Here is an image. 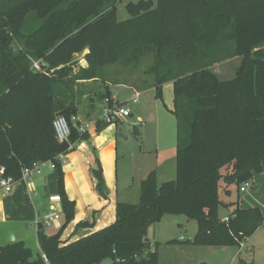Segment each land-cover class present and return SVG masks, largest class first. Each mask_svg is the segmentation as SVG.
<instances>
[{"label": "trees", "instance_id": "1", "mask_svg": "<svg viewBox=\"0 0 264 264\" xmlns=\"http://www.w3.org/2000/svg\"><path fill=\"white\" fill-rule=\"evenodd\" d=\"M116 7L117 0H0V179L19 181L25 167L54 164L64 216L55 234L38 232L41 252L8 243L0 246V264H162L148 234L166 215L196 221L193 243L213 247L239 248L264 226L259 208L219 216L221 192L264 173V0H140L126 5L130 17L122 21ZM85 51L86 67L76 58ZM225 51L242 58L230 80L212 70ZM147 56L154 63L134 85L155 88L159 99L164 84L173 85L176 178L159 183L152 172L138 204L118 202L112 224L63 241L75 203L58 157L89 135L73 129L61 144L53 122L79 115L81 103L71 102L75 84H118L107 80L106 67L135 70ZM38 60L42 72L32 70ZM96 96L113 102L108 87ZM104 126L99 122L98 131ZM90 175L108 199L99 158ZM89 227L84 221L76 228Z\"/></svg>", "mask_w": 264, "mask_h": 264}, {"label": "crops", "instance_id": "2", "mask_svg": "<svg viewBox=\"0 0 264 264\" xmlns=\"http://www.w3.org/2000/svg\"><path fill=\"white\" fill-rule=\"evenodd\" d=\"M87 53V51L84 52V57ZM81 65L86 67V61L84 65ZM95 82L98 81H84L75 84V96L74 99H71V102L82 104L79 106V115L87 121L99 119L100 117L94 119L95 112L97 110L102 112L105 105V101L94 102L92 100L94 98L90 99V104L88 105L83 103L84 98H91L90 94L96 96L101 92L90 91L92 92L90 94L81 92L85 84H96ZM103 85L104 84H102V86ZM104 86L108 87V89L112 86H124L132 89L134 91V96L131 101L135 104L139 98H142L143 93L147 91H152L154 94L156 93L153 87H137L128 81H119L118 84L106 82ZM110 96L113 102L119 105L126 104L128 106V103L121 102L118 96L112 94L111 91ZM169 113L172 114L170 111ZM131 116L132 112L130 117ZM140 121V116L131 119L133 124H137ZM172 123L175 129L173 135L170 136L171 141L169 140V142H164L166 136L164 135L161 137L159 134L160 137L151 145L146 139V135L144 134L143 136L145 147L144 150H139V154L141 159L144 158L145 163L143 164L145 165H135V168L138 170L134 174L131 173V181L123 182V187L129 185V183H132L133 186L138 184L139 198L141 183L146 180L152 172L155 171L157 173L159 183L171 181L176 178V119L172 121ZM121 124L122 123L107 125L100 131H98L97 127L91 129L88 133L89 138L76 143L75 149L65 156L62 163L65 191L68 198L75 203V217L64 230L62 235L63 241L72 242L83 235L107 227L116 219L117 203H131L129 189L132 187L129 186L130 188L128 190H122L123 187L121 190L119 189V183L121 182L118 180V164L121 158L127 163L130 158L135 159L138 154L135 152L131 153L126 143H124L130 140V136L124 139L120 137L122 134L117 135ZM119 137L121 139H119ZM120 140L122 143H120ZM147 145H150V148H148ZM120 146H123V149H120ZM97 158H99L102 165L106 186L109 190L108 199L99 197L94 189L93 180L90 175V168L95 166ZM113 166L115 167V174H113L112 171ZM54 172L55 170H53L50 165H45L41 167L40 173L35 174L27 183L17 181L11 193L6 194L0 192V240L3 241V243H11L10 238L13 234L15 242H24L27 247H29L27 245L29 241H31V243L35 242L37 251L41 252L38 232L43 230L45 234L53 235L62 228L64 216L60 202L57 175L54 174ZM51 207H54V212L60 216V220L53 224L55 228V233L53 234L47 232L44 226L42 229L39 227L40 223H42L43 219L51 211ZM226 218H223V220ZM84 221L92 223V227L77 229V225ZM106 264L108 263L106 262Z\"/></svg>", "mask_w": 264, "mask_h": 264}, {"label": "rangeland", "instance_id": "3", "mask_svg": "<svg viewBox=\"0 0 264 264\" xmlns=\"http://www.w3.org/2000/svg\"><path fill=\"white\" fill-rule=\"evenodd\" d=\"M139 1L140 0H117L116 10L119 20H127L130 17L125 9L127 4L137 3ZM229 55L230 54L225 51L220 58L221 60L212 67V70L221 80L233 79L236 75V70L242 62L241 57ZM76 58L80 64H85L84 53L76 55ZM38 62L44 67L45 63L43 60H38ZM153 63V57L147 56L143 59L138 69H125L122 65L117 64L108 66L103 71L108 76V81H128L135 84L140 83L145 78L144 71L151 67ZM95 83L96 84H85L81 92L90 94L94 91H101L99 93H102L103 89L105 90V86H102L99 81ZM109 90L112 94L117 95L121 102L128 103L132 116L120 125L117 135L122 134L124 137L130 136V140L124 143H126L131 153L135 152L138 154L135 159L130 158L127 163L123 161V158L119 161L118 180L121 182L119 183V189L121 190L124 185L123 182L131 181V173L134 174L138 170L135 168V165H145L143 164L145 163L144 158L141 159L139 154V150H144L145 147L143 142L144 134L151 145L157 138L164 135L166 136V138L163 137L164 142L171 141L170 136L173 135L175 129L172 123V121H175V118L169 113V110L173 107V86L172 83L164 84L162 99L157 98L156 93L154 94L152 91L143 93L142 98L136 101L137 105L131 101L134 96V91L132 89L124 86H112ZM90 95L91 98L88 97V99H83L85 105L90 104V99L92 98H94L92 99L94 102H99L97 96H94V94ZM101 115L102 112L97 110L94 119L99 118ZM138 116L141 117V121L137 124H133L131 119L137 118ZM119 139L121 138L119 137ZM120 143H122L121 140ZM122 147L123 146H120V149H123ZM147 147L150 148V145H147ZM112 169L113 174H115V167L113 166ZM54 174L57 175L58 181L59 173L54 172ZM247 184L248 188L246 193H240L241 186L233 188L229 195L223 192L220 193V198L224 202V206L221 205L219 207V216L221 219L228 217L229 214L233 213L238 207H245L248 209L259 208L264 216V173H255L252 180L248 181ZM138 187V184L133 186L132 183H129V185H125L122 189L128 190L130 188L129 198L131 200L130 202L133 204L139 203ZM45 230L51 234L55 233L53 225L50 227L45 226ZM197 231V222L189 220L185 215H166L160 222L149 229L148 237L152 242V251L157 247L159 261L162 264H264V226L257 230L249 239L244 241L239 248L196 245L193 242ZM5 244L6 243L0 240V246ZM27 245L35 253L38 252L35 242L31 243V241H29ZM103 264H106V262Z\"/></svg>", "mask_w": 264, "mask_h": 264}, {"label": "built area", "instance_id": "4", "mask_svg": "<svg viewBox=\"0 0 264 264\" xmlns=\"http://www.w3.org/2000/svg\"><path fill=\"white\" fill-rule=\"evenodd\" d=\"M32 70L35 72H42L43 67L40 62L33 61ZM131 115V111L128 106L125 104H117L112 102L110 104L108 100L105 101L104 108L102 110V115L99 119L93 121L84 120L80 115H74L69 120L63 115L57 116L53 122V127L56 133V138L59 143H68L71 137V133L73 129H76L80 134H88L91 129L97 127L99 122H102L105 125H114L118 123L125 122ZM67 155V154H66ZM65 154H62L58 157V159L63 163L65 159ZM45 165H50L52 169L55 168L54 164L52 163H38L33 165L32 167L28 168L25 167L22 169V175L20 182L27 183L29 179L34 177L35 174L40 173L41 167ZM1 175L4 174V171L1 170ZM17 181L14 180L12 177H2L0 179V192H4L6 194L11 193L14 184ZM248 188V184L244 183L240 187L241 193H246ZM60 220V216L54 212V207H51V211L49 214L43 219L42 225L45 226H52L55 222ZM43 259L48 262L45 255H43Z\"/></svg>", "mask_w": 264, "mask_h": 264}, {"label": "water", "instance_id": "5", "mask_svg": "<svg viewBox=\"0 0 264 264\" xmlns=\"http://www.w3.org/2000/svg\"><path fill=\"white\" fill-rule=\"evenodd\" d=\"M120 137H123L124 139H127L123 135H120ZM39 227H40V229H42V227H43L42 223H40V226ZM10 241H11V243H14L15 242V238L13 237V234L11 235Z\"/></svg>", "mask_w": 264, "mask_h": 264}]
</instances>
